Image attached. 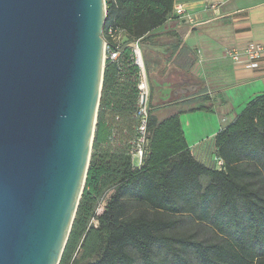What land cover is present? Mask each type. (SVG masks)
Wrapping results in <instances>:
<instances>
[{"label":"trees","instance_id":"obj_1","mask_svg":"<svg viewBox=\"0 0 264 264\" xmlns=\"http://www.w3.org/2000/svg\"><path fill=\"white\" fill-rule=\"evenodd\" d=\"M106 8L104 39L119 57L105 63L86 184L59 264H264V95L216 135L224 168L203 165L186 142L178 100L162 96L167 68L149 56L174 0H106ZM110 32L127 40L117 45ZM135 42L151 89L149 153L140 170L130 156L138 125ZM194 228L210 229L216 240H199Z\"/></svg>","mask_w":264,"mask_h":264},{"label":"water","instance_id":"obj_2","mask_svg":"<svg viewBox=\"0 0 264 264\" xmlns=\"http://www.w3.org/2000/svg\"><path fill=\"white\" fill-rule=\"evenodd\" d=\"M106 20V0H0V264L60 263L90 165ZM185 77L196 85L167 102L199 90Z\"/></svg>","mask_w":264,"mask_h":264},{"label":"crops","instance_id":"obj_3","mask_svg":"<svg viewBox=\"0 0 264 264\" xmlns=\"http://www.w3.org/2000/svg\"><path fill=\"white\" fill-rule=\"evenodd\" d=\"M178 5L196 20L186 26L176 19L168 20L156 31L159 43L149 48V56L159 60V68H167L166 76H181L176 86L182 88L196 85L183 84L187 72L181 67L194 62L187 78L195 77L199 90L180 97L177 106L182 112L209 109L226 123L235 121L253 100L264 95V54L259 67L253 69L246 58L233 62L225 52L230 48L243 50L252 42L264 47V0H174V7ZM209 5L219 8L207 10ZM219 117L211 114L209 119L215 126L198 143H188L184 133L192 156L212 169L218 168L215 138L221 128ZM202 184L206 187L209 180L202 179Z\"/></svg>","mask_w":264,"mask_h":264},{"label":"built area","instance_id":"obj_4","mask_svg":"<svg viewBox=\"0 0 264 264\" xmlns=\"http://www.w3.org/2000/svg\"><path fill=\"white\" fill-rule=\"evenodd\" d=\"M218 5H209L207 10H218ZM178 20L179 23L182 20L187 19L190 22L196 20V16L186 10L183 5H178L173 8V12L168 17V20ZM111 37L115 44L121 43V37L123 33L113 35L110 32ZM133 50V54L136 60V64L140 69L139 83H138V106H137V138L132 143L130 150L131 163L134 169L140 170L145 166L146 159L149 153V137H148V124H149V113H150V97L151 89L148 80V75L145 68L144 56L139 42H135L130 45ZM106 60L109 57L111 60H116L119 57V52H110L109 45L106 43ZM107 52L108 56H107ZM264 54V47L254 42L247 44V46L241 50L239 48H230L225 52V56L231 59L233 62H238L242 58H246L249 61L250 68L256 69L259 67L262 57ZM216 163L218 168L221 170L224 168V162L217 158Z\"/></svg>","mask_w":264,"mask_h":264},{"label":"rangeland","instance_id":"obj_5","mask_svg":"<svg viewBox=\"0 0 264 264\" xmlns=\"http://www.w3.org/2000/svg\"><path fill=\"white\" fill-rule=\"evenodd\" d=\"M125 40H127L126 36L122 35L121 42H125ZM150 60L152 62L153 58H151ZM169 94H170L169 89L165 88V91H163L162 96L166 99H169ZM211 114L217 115V117H219L216 112L206 109L200 111H194V112H181L179 114L181 127L183 133H185L186 135L188 143H191V145H193L194 143H198L208 137L207 136L208 133H210L211 129L214 128L215 126V125L212 126L214 123L212 124L209 119ZM222 119L223 118L219 117V121H221L220 122L221 128H219L218 131L227 128L230 124L234 122V121H229L228 123H226L224 120L222 121ZM103 206L104 205L102 204V206L97 210L98 213L102 212ZM192 231H196V235L199 240H207V241L216 240L214 233L210 229L194 228L192 229Z\"/></svg>","mask_w":264,"mask_h":264},{"label":"flooded vegetation","instance_id":"obj_6","mask_svg":"<svg viewBox=\"0 0 264 264\" xmlns=\"http://www.w3.org/2000/svg\"><path fill=\"white\" fill-rule=\"evenodd\" d=\"M191 65H192V62H187V64H184L181 67H182V69H185V71H187V69ZM176 69H179V66ZM172 75H175V76L177 75L178 76V74H175V73H173L171 75H168V77H166L164 79L161 88L163 89V91H165V88H168L170 93H171V91H173L174 93L176 92V93H180V94L184 93V89H185L184 87L182 88L180 86H176V82L180 79L181 76H178V77L174 78L175 76L172 77ZM171 87H172V90H171ZM165 100H167V99L165 98ZM161 107H163V105ZM178 110H180V108L177 109V111ZM164 111H165V109H164Z\"/></svg>","mask_w":264,"mask_h":264}]
</instances>
